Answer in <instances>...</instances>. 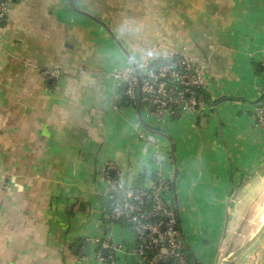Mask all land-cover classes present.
<instances>
[{
  "label": "crops",
  "instance_id": "crops-1",
  "mask_svg": "<svg viewBox=\"0 0 264 264\" xmlns=\"http://www.w3.org/2000/svg\"><path fill=\"white\" fill-rule=\"evenodd\" d=\"M170 56L204 72L194 113L160 118L111 79ZM263 60L264 0H13L0 28V264H143L105 211L106 166L130 188L171 181L191 264L233 256L264 211ZM96 239L121 248L114 263L92 256Z\"/></svg>",
  "mask_w": 264,
  "mask_h": 264
},
{
  "label": "built area",
  "instance_id": "built-area-1",
  "mask_svg": "<svg viewBox=\"0 0 264 264\" xmlns=\"http://www.w3.org/2000/svg\"><path fill=\"white\" fill-rule=\"evenodd\" d=\"M13 0H0V28L5 20L6 7ZM169 63L154 71L149 62L114 70L111 79L129 102L136 106L142 103L152 114L171 118L178 114L194 113L204 105L196 91L205 87L204 72L188 64L184 56H170ZM264 68V60L262 61ZM58 70H48L45 76L57 77ZM154 108L151 111V108ZM254 118L264 127V102L256 105ZM113 168L106 166L103 177L110 182L107 194L110 220L124 222L133 234L134 254L143 264H190L182 240L178 211L170 200L171 181L161 174L151 179L148 187L130 188L111 178ZM101 248L95 256L103 261L102 252L108 250V260L114 263L116 252L121 248L110 242L96 239Z\"/></svg>",
  "mask_w": 264,
  "mask_h": 264
},
{
  "label": "water",
  "instance_id": "water-1",
  "mask_svg": "<svg viewBox=\"0 0 264 264\" xmlns=\"http://www.w3.org/2000/svg\"><path fill=\"white\" fill-rule=\"evenodd\" d=\"M153 110L154 108L152 107L151 111ZM111 178L112 179L116 178L115 172L111 173ZM262 244H264V211L260 216L258 222L252 228V231L249 234V236L246 238L245 242L233 254V256L231 257L230 261L227 264H250L254 255L257 253L258 249L261 247ZM90 246H91V241H88L84 250L85 257L89 256ZM79 247L81 246L78 245L77 248ZM107 254H108V250H103L102 257L106 258ZM216 264H224V262L218 261Z\"/></svg>",
  "mask_w": 264,
  "mask_h": 264
},
{
  "label": "trees",
  "instance_id": "trees-1",
  "mask_svg": "<svg viewBox=\"0 0 264 264\" xmlns=\"http://www.w3.org/2000/svg\"><path fill=\"white\" fill-rule=\"evenodd\" d=\"M4 22H5V20H4ZM4 22H3V24H2V26L4 25ZM170 61L169 60H151V61H149V64H148V66H149V70H151V71H154V70H156L157 68H158V66H160V65H162V64H166V63H169ZM255 71H256V73L257 74H259V75H262L263 77H264V68H263V66H262V62L261 63H259V64H257L256 66H255ZM196 95H200V96H202V99H203V102H204V104H205V102L207 101V96H206V94L204 93V91H196ZM262 102H264V92H263V95L261 96V98L256 102V104L258 105V104H260V103H262ZM136 106H138L139 107V109L140 108H142L144 105L142 104V103H140L139 105H136ZM256 121V120H255ZM256 123H258L257 121H256ZM147 175H145V176H142L141 177V179L140 180H143V178H145ZM152 178V177H151ZM115 180V179H114ZM141 185V182L140 181H138L137 183H135V188H138L139 186ZM105 211L108 213L109 212V208H105ZM102 242V241H101ZM101 248V246L100 245H98L97 247H96V249H95V251H97V250H99ZM189 258V257H188ZM107 261L110 263V261L107 259ZM190 264H191V262H190Z\"/></svg>",
  "mask_w": 264,
  "mask_h": 264
},
{
  "label": "rangeland",
  "instance_id": "rangeland-1",
  "mask_svg": "<svg viewBox=\"0 0 264 264\" xmlns=\"http://www.w3.org/2000/svg\"><path fill=\"white\" fill-rule=\"evenodd\" d=\"M262 199H264V196L260 199V201L262 200ZM259 200H257V204H258V206H259V203H260V205H261V202H260ZM257 206V207H258ZM259 207H261V206H259ZM263 209V208H262ZM262 209L260 210V211H258V216H259V214H260V212L262 211ZM253 215H254V213H249V214H247V218H246V223L244 224V230L247 228V226H248V221L249 220H251V218L253 217ZM254 222V221H253ZM95 252H92V256L93 257H95V254H94Z\"/></svg>",
  "mask_w": 264,
  "mask_h": 264
},
{
  "label": "bare ground",
  "instance_id": "bare-ground-1",
  "mask_svg": "<svg viewBox=\"0 0 264 264\" xmlns=\"http://www.w3.org/2000/svg\"><path fill=\"white\" fill-rule=\"evenodd\" d=\"M231 257H232V256H231ZM231 257H229V258L223 260L224 264H227V263L230 261Z\"/></svg>",
  "mask_w": 264,
  "mask_h": 264
}]
</instances>
